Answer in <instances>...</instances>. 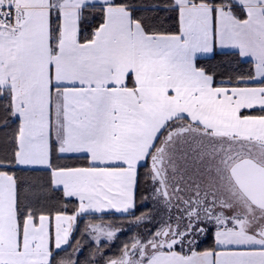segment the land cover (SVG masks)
Listing matches in <instances>:
<instances>
[{
    "label": "snow or ice",
    "instance_id": "1",
    "mask_svg": "<svg viewBox=\"0 0 264 264\" xmlns=\"http://www.w3.org/2000/svg\"><path fill=\"white\" fill-rule=\"evenodd\" d=\"M0 264H264V0H0Z\"/></svg>",
    "mask_w": 264,
    "mask_h": 264
}]
</instances>
